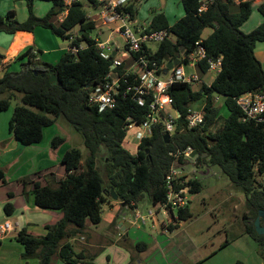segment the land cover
Here are the masks:
<instances>
[{"label": "trees", "instance_id": "trees-1", "mask_svg": "<svg viewBox=\"0 0 264 264\" xmlns=\"http://www.w3.org/2000/svg\"><path fill=\"white\" fill-rule=\"evenodd\" d=\"M25 1L28 18L19 21L16 10L11 9L0 16V32L13 34L43 26L68 40L69 46H79L83 42L86 45L77 53L66 51L56 63L42 61L33 46L27 47L14 60L21 64V69L4 67L0 76V112L8 110L12 99L21 93L23 104L15 106L9 120V131L18 141L24 145L41 142L45 128L63 116L82 135L88 153L84 157L80 149L72 148L62 155L66 171L56 181V186L44 185L30 176L21 179L25 193L27 187L32 186L38 207L63 212L56 223L45 225L44 235H34L25 227L18 230L16 240L24 246L23 258L38 256L41 264H54L57 256L64 264H96L94 256L85 249L76 251L70 238L86 231L88 222H101L102 204L112 201V189L125 207L135 206L145 194L153 205L164 201L165 175L173 161L171 152L187 146L199 152L197 165L219 166L232 184L245 194L249 209L245 219L250 220L246 232L259 243L264 257V234H259L255 226L258 211L264 209V181L258 179L264 174V123L242 121L243 112L237 103V97L246 92H264V67L255 53L257 42L264 41V21L250 32L241 28L251 16L252 1L205 0L207 8L199 11L204 0H181L185 14L174 23H170L164 12L153 10L147 30L169 28L175 37V40L160 42L152 55L160 66L178 57L181 64L189 63V54L201 40L209 57L222 56V68L210 86L203 83L195 89L190 83H174L169 92L174 99V108L180 112L175 135L167 143L162 125H157L153 135L142 140L136 153L123 145L127 136L126 119L131 116L140 123L148 107L121 95L114 108L102 111L89 103L91 91L106 82L111 61L101 55L95 39L88 32V28L95 25L82 0L68 8H65L64 0H46L52 2L53 7L44 16L35 13L36 0ZM89 1L93 6L100 4L98 0ZM126 9L134 19L137 14L135 4L129 2ZM258 10L264 17V1ZM63 11H67L64 19L59 24L54 23L53 18ZM78 25L83 30L81 34H75ZM207 28L212 32L203 37ZM74 34L75 39L71 40ZM198 67L202 72L208 71L205 60ZM52 70L62 85L51 82ZM132 76L130 74L128 78ZM125 86L122 81L120 88ZM216 95L224 98L227 115H223L217 106ZM197 101L203 104L204 124L188 129V110ZM219 123L221 128L213 130ZM64 140L62 136H54L51 147L57 149ZM100 160L103 170L99 167ZM0 181H7L2 167ZM188 182L192 194L203 190L199 178L191 177ZM12 196L10 192L9 197ZM4 211L7 216L14 214L15 205L11 200L4 204ZM192 217L189 205L178 210V219ZM140 244V249L144 250L146 243Z\"/></svg>", "mask_w": 264, "mask_h": 264}, {"label": "rangeland", "instance_id": "rangeland-1", "mask_svg": "<svg viewBox=\"0 0 264 264\" xmlns=\"http://www.w3.org/2000/svg\"><path fill=\"white\" fill-rule=\"evenodd\" d=\"M1 1L3 3L2 5H6L9 2L8 0H0V3ZM35 2L37 5H42V7L39 6L36 9L34 5L35 13L38 16L45 15V5L48 1L36 0ZM82 2L87 13L97 19V26L88 28V30H90V35L94 39L100 38L101 40H106L113 35V28L116 24H104L103 20L99 17L100 9H96L89 0H82ZM130 2L135 4L138 12V17L135 21H128V24L133 28L142 25L145 20L150 19L153 10L158 11L159 9V12L166 10L167 14L171 15L169 16L170 20H177L185 14L181 0H167V2L165 0L166 6H163V4H165L163 0H130ZM15 6L18 10L16 17L27 14L28 18L29 12L25 0L16 1ZM6 13L7 10L2 11V15L0 16H4ZM254 24L255 19L251 18V20L245 24V28H252ZM79 29V25L75 27V31ZM41 30L47 31L48 33L51 32L48 28L37 26L36 31L38 36L45 41ZM211 32L212 30L207 28L204 30L203 36H207ZM55 37L65 45H69L68 40H64L58 36ZM114 39L123 45L122 49L124 50V39L119 34H114ZM49 44L51 45V41H49ZM83 44L86 45V42H83ZM257 44L260 48V46H264V41H258ZM158 46V42L150 43V47L154 52L158 49ZM40 53L42 54V52ZM262 64L264 67V59ZM8 68L10 70H20L21 64L16 62L14 66H8ZM4 69V67L0 68V75L4 73ZM184 69L187 73H197L201 78V81L193 84L195 89H198L203 83L211 84L217 75L215 71L208 70L207 72H202L198 67H194L190 64H184ZM21 97V93H17L12 99L11 107L8 110L0 112L1 134L9 131V120L15 106L23 104ZM216 104L220 107L221 113L227 115L228 111L224 104V98L221 97L220 100L216 101ZM200 106H202V101L194 103L195 108H200ZM30 108L37 112H41L37 107L30 106ZM220 128L221 123L213 130ZM141 130L142 128L139 127L130 129L123 142L124 147L132 153H136L138 150L137 143L139 144V139L136 138L135 133ZM56 135L64 137L65 140L57 149H54L56 167L44 171L46 173H44L42 178L43 184H51L52 186H56V181H59L66 171L65 165L61 163L60 157L58 158L59 154L61 156L72 148L80 149L84 157H86L88 153L82 135L76 131L63 116L59 117L53 125L45 128L46 139ZM35 158L36 156H32L31 160L26 163L27 166H25V168L31 167L33 170L34 165L36 166L37 164ZM99 167L103 170V162H101V160L99 161ZM7 170V174L11 178L12 176H19V173H16L19 171L18 167H8ZM185 172L188 177L199 178L204 186L201 192L190 194L189 204L193 213L191 219H178L177 209L173 211L174 217L171 215L165 216L150 202L146 194L141 197L135 206L125 207L121 205L120 200L112 199L111 202L102 204V220L100 223L93 224L88 222L86 231L70 238L75 250L80 251L85 249L88 254L94 256L96 264H140L139 254L142 252L140 249L142 244L140 243H146L148 251L142 256V264H166L167 259L163 258L165 254L164 250L173 249L181 241L188 247L197 245L200 253H203L205 250L210 249L213 243L215 246H219L222 242L227 240L229 243L226 247L220 249L212 257L207 258L202 264H264V257L261 254L259 243L246 232V225L250 220L244 217V214L247 216L249 215L245 194L232 184L228 176L224 174L217 165H197L196 163H189L185 167ZM51 173H54V175ZM35 174L34 170L30 173V175ZM7 178L8 177H6V179ZM258 179L264 181V174L260 175V177L258 176ZM10 180L11 179H7L6 182L0 181V194L3 189H17L20 178L13 182H10ZM30 193L34 203V194L32 191ZM135 207H137V209L134 210ZM0 211L3 213V216L0 217V223L5 222L7 219L14 221L15 217L6 216L4 208H1ZM21 211L22 209H17L16 212ZM44 211H47L46 213H51L50 216H48L49 218L46 219L50 220L51 223H56L63 216L61 210L44 209ZM149 211H153V216H149ZM139 213L145 217L146 220L144 223H141V220L136 217ZM122 222L125 224L126 229H122V227L119 226ZM163 222L167 225L171 223V225L179 224V226L168 228L165 227V225L162 226ZM17 230V228L13 229L4 239L0 240V264H41L38 256L29 259H24L23 256L19 257L13 244L2 247V245L9 240L15 241L14 243L17 245H22L14 238ZM33 230L34 233L32 234L37 236L46 233L44 229L43 231L39 229ZM22 247L24 251V246L22 245ZM136 255H138V257ZM167 257L169 256L167 255ZM54 264L64 263L56 256L54 258Z\"/></svg>", "mask_w": 264, "mask_h": 264}, {"label": "built area", "instance_id": "built-area-1", "mask_svg": "<svg viewBox=\"0 0 264 264\" xmlns=\"http://www.w3.org/2000/svg\"><path fill=\"white\" fill-rule=\"evenodd\" d=\"M78 0H64L65 7L68 8ZM129 0H102L99 17L104 24L115 23L113 28L114 34H119L124 39L125 49L114 35L109 40L95 39V45L99 49L101 55L110 59V73L106 82L97 85L89 95V103L104 110L106 108H114L119 96L132 99L140 106H147V112L140 123L133 117L126 119L125 128L127 133L134 127L142 128L141 131L135 133L138 138L137 147L144 138L150 137L154 133L157 125H162L164 133H169L171 139L178 129V118L180 113L174 108V99L169 90L170 87L177 82H186L195 84L201 81L197 73H187L184 64H176L169 71L164 72L166 65L160 66L158 61L153 58L154 51L150 47V43L162 42L171 39L173 36L169 28L147 30L148 26L131 27L128 24L132 22V14L126 9ZM207 8V2L201 4L199 11ZM78 31L75 32V34ZM71 37L75 39L76 35ZM85 45L69 46V51L77 53ZM130 58L131 63L124 66L125 59ZM189 63L194 67H198L201 61H206L208 70L219 72L222 68V56L212 58L207 55L205 47L201 40L197 42V46L188 56ZM199 68V67H198ZM133 75L128 78L129 75ZM122 81L125 83L124 88ZM210 86V84H208ZM221 95H216L215 100L221 99ZM237 103L242 109V121H251L264 123V92L249 91L237 97ZM203 104L200 108H195L194 104L188 110L187 127L188 129L196 128L200 124H204ZM195 149L192 146L185 148H177L171 152L173 161L165 175L166 197L164 201L157 203L155 206L165 216H173L175 209H184L190 202V188L188 175L185 167L190 163H195L192 153ZM134 205V203H133ZM137 207L134 208V210ZM153 211H149V216H153ZM141 223L145 222V217L140 213L137 216ZM15 228V224L9 220L0 223V240L4 239L10 231Z\"/></svg>", "mask_w": 264, "mask_h": 264}, {"label": "crops", "instance_id": "crops-1", "mask_svg": "<svg viewBox=\"0 0 264 264\" xmlns=\"http://www.w3.org/2000/svg\"><path fill=\"white\" fill-rule=\"evenodd\" d=\"M8 1L9 2L6 5H2L3 3L1 1V3H0V15H2V11H5V10L9 11L11 9H15L16 13H17L18 10H17V7L15 5H16V1H19V0H8ZM44 1H46V0H44ZM98 1L100 4L95 6L96 9H100V7L102 5V0H98ZM163 1L165 3V0H163ZM236 1L238 2L240 0H236ZM251 1H252L251 16L241 26L242 30L245 32L252 31L254 28H256L258 25H260L264 21L263 15L258 10L259 5L264 0H251ZM129 2H130V0H129ZM166 2H167V0H166ZM34 5H35V9L39 6L42 7V5H37L36 2L34 3ZM163 6H166V3L163 4ZM12 7H15V8H12ZM52 7H53V3L48 1V3H46V5H45V11L46 12H44V14L47 13ZM158 11H159V9H158ZM163 12L167 15V17L169 19V16H171V15H168L166 10H164ZM66 14H67V11H63L61 14L55 16L52 21L56 24H59L64 19ZM89 17L94 22V25L96 27L97 26L96 17H92L91 15H89ZM137 17H138V12L136 14V17L134 19L132 18V22L135 21L137 19ZM26 18H27V14H22L21 17L17 16V19L20 21H24V20H26ZM251 18L255 19L254 26H252V28H245V24H247L251 20ZM151 19H152V16L150 19L145 20L143 22V24L140 26H143V25L148 26ZM169 21L171 23H173L176 20L175 19H172V20L169 19ZM252 23H253V21H252ZM80 30H81V28L78 31H80ZM41 32L43 34L45 41H47V42H45L43 39H41V37L38 36L36 28L34 31L19 30L13 34L7 33V32H0V55L3 56V58L1 59L2 62H1L0 68H3V67L6 68L7 66H9V67L14 66V64L16 63L14 61L15 58L29 46H33L35 48V50L39 53V56H38L39 59H41L42 61H45V62H49V63H56L61 58V56L66 51L69 50L70 42H69L68 46L65 45L64 43H62L61 41L56 39L55 36H57V35H55L51 30H50L51 33H48L47 31H42V30H41ZM88 32H90V31H88ZM112 33L114 35V32H112ZM113 35L108 37V39H106V40L111 39L113 37ZM203 37H206V36H203ZM171 39L175 40V37H172ZM49 41H51V45L49 44ZM103 41H105V40H103ZM40 51L42 52V54L40 53ZM255 53H256L257 57L259 58V60L261 62H263L264 46H260V48H259V45L256 44ZM130 63H131L130 58H126L124 66H128ZM2 75H0V76H2ZM52 137H49L46 139L45 130H44V137H43V140L41 142L33 144V145L25 146L20 141H18L10 131H6L5 133H2V134L0 133V167L4 168V170L6 172V177H8L7 179H11L10 182H13L14 180H17L20 178V183H19V185H17L18 187L16 190H9V189L4 190L3 189V191L1 190V194H0V209L4 208V204L8 200H11L13 202V204L15 205V212L17 211V209H22L21 212H16V213L14 212L15 215L8 216V217H15L14 221L9 220L15 224L14 229L17 228L18 230H20V229L25 227V228H27V230L29 232L31 231L30 233H34L33 229H39L40 231H43V229L46 230L45 225L48 223H51L50 220H46L47 218H49L48 216H50L51 213H46L47 211H44V209H41L40 207H38L35 204V202L33 203L32 196L30 193L32 191V186L29 185L27 187V193H25L24 192V185L21 182V179L23 177L30 176L31 178L36 179V180L38 179L42 182L43 175H44V173H46L44 171H48L49 169L56 167L55 166L56 165L55 164L56 155L54 154L55 150H54V148L51 147ZM62 155L61 156H60V154L58 155V158L60 157V160L62 159ZM32 156H36L35 159L37 161L36 166L34 165V167H33V170L36 173L35 175H30L31 171H33L31 169V167L25 168V166H27L26 163L29 162V160H31ZM8 167H10V168H12V167L17 168L18 167L19 171L16 173H19V176H12V178L9 177L7 174L8 173V170H7ZM64 174H63V176H64ZM42 184H43V182H42ZM10 192L13 193L12 197H9ZM189 207H190V204H189ZM245 215L246 214H244V217H245ZM2 216H3V213L0 211V217H2ZM39 221H42V222H39ZM172 224H174V223H172ZM164 225H165V227H168V228H174V227L179 226V224L171 225V223H170L169 225H167L163 222L162 226H164ZM119 226H121L122 229H126V226L123 222L120 223ZM171 226H174V227H171ZM18 230H17V232H18ZM17 232L14 235L15 239H16ZM184 241H186V240H184ZM14 242L15 241L9 240V241H7V243H4L2 245V247L6 246L8 244H13L15 249H16L17 255L19 257H21L22 253L24 252L23 247H22V245H17ZM228 243L229 242L227 240L225 242H222L219 246H215V244L213 243L210 249H207L203 253H200L197 245H195V246L191 245V247H188L187 245L183 244V241H181L175 247L173 245H171L172 247H174L173 249H165L164 250L165 254L163 255V258L167 259L166 264H197V263L202 264L204 261L207 260V258L212 257L220 249L226 247L228 245ZM225 244H227V245L224 246ZM146 247L147 248H145L144 250H141L142 252H140V254H139V256H140L139 263L140 264L143 263V257L142 256L148 251V246H146ZM206 248H207V246H206ZM167 255L169 257H167ZM136 256L138 257V255H136ZM132 264H134V263H132Z\"/></svg>", "mask_w": 264, "mask_h": 264}, {"label": "water", "instance_id": "water-1", "mask_svg": "<svg viewBox=\"0 0 264 264\" xmlns=\"http://www.w3.org/2000/svg\"><path fill=\"white\" fill-rule=\"evenodd\" d=\"M88 31H90V30H88ZM82 32H83V30L78 31V33H80V34ZM1 62H2V60L0 58V65H1ZM179 63H180V58L179 57L176 58V59H174V60L168 61L167 65H166V68L164 69V72L169 71V69H172L176 64H179ZM43 74H45V73H43ZM50 74H51V76H50L51 82H53V83H59L60 85H62L61 82H58V77L54 73L53 70L50 71ZM164 139H165V141L167 143L170 142V139H171L170 134L169 133H165L164 134ZM192 156H193V159L194 160H197V158L199 157V152L197 150H194L193 153H192ZM203 156H206V155L203 154ZM112 193H113V199H116L117 200L118 199V196L115 193L114 189H112ZM121 205L124 206L125 203H122ZM255 226H256V230H257V232L259 234H264V209H261V210L258 211V215H257V217L255 219Z\"/></svg>", "mask_w": 264, "mask_h": 264}]
</instances>
